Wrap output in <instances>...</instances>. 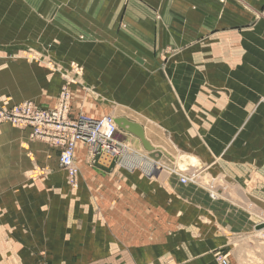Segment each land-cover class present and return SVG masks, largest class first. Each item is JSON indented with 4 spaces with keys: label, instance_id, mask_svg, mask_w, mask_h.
Here are the masks:
<instances>
[{
    "label": "crops",
    "instance_id": "0c3cea01",
    "mask_svg": "<svg viewBox=\"0 0 264 264\" xmlns=\"http://www.w3.org/2000/svg\"><path fill=\"white\" fill-rule=\"evenodd\" d=\"M28 48L81 66L90 91L69 85L70 116L136 121L177 163L229 185L254 172L264 201V0H0V94L53 108L61 79ZM25 133L0 127V264H217V219L243 226L173 177L110 178L98 164L79 194L63 178L26 180Z\"/></svg>",
    "mask_w": 264,
    "mask_h": 264
},
{
    "label": "rangeland",
    "instance_id": "374dc122",
    "mask_svg": "<svg viewBox=\"0 0 264 264\" xmlns=\"http://www.w3.org/2000/svg\"><path fill=\"white\" fill-rule=\"evenodd\" d=\"M26 50L27 51L25 53L27 61H30L29 58L32 60H38L47 69L56 71L61 79L60 89L53 108L58 105L60 98L65 95L64 99L68 106V116L70 118H76L79 116L80 114L76 117L69 115L70 104L72 101L71 97H73L69 85H77L81 87L84 92L90 91L89 87L84 85L83 81L81 80V66L75 62L69 63L68 66H64L61 62L57 63L48 56L47 50H45L46 52H44V50L39 52L34 48H28ZM3 97L4 96L0 94V103L3 106L29 103L42 110L53 109L42 108L32 101L8 104L4 101V99L7 100V98ZM262 101H264V97L262 98ZM106 115L110 116L109 113ZM112 115L114 114L112 113ZM102 117L103 116L100 118ZM5 125L11 128L13 127L18 130H22L24 133L26 132L25 141L20 144V148L24 150L26 165L29 166L25 170L26 180L32 181L38 179L41 182H44V180L50 176L54 178H63L67 184V190L73 194H79L82 192V187L79 185V178H81L83 174L85 175L84 171L87 172L89 167L91 171L95 170L94 167H97L98 164L102 167V172L99 170V173L101 172L102 176L104 175L105 177L110 178H118V173L122 170L126 171L127 173H138L141 177L149 176L158 178L160 180L173 177L180 184H191L185 186H193V188L200 189L202 202H204L207 206L212 201L210 204L213 205L214 208H220V213H222V211L224 212L225 210L237 209L239 219L244 218V223L241 221L243 226L239 227V230L235 231H230L228 229V227H231L229 224L226 222L222 223L221 220V222H219V219H217V227L219 230L217 237L219 238L218 240H220V243H218L216 249L210 251L215 263L221 264L220 259H227V264H264V201L256 200L255 198L256 190L258 188H262L263 185L257 184V181L255 180L259 177H256L254 172L244 180V185L241 186V188L239 186L229 185V183L225 182L223 178L210 179L201 173V170L189 168L187 165H184V163H177V158L171 155L168 151V155L171 158L166 156L161 150L158 151H160V153H162L165 158L162 156V154L153 155L150 153L152 151H146L142 145L139 149H135L131 142H128L125 137H122V134L124 135V133L120 132L121 130H118L116 131L115 141L119 145L120 150L118 154L113 156L106 152H100L97 144L95 145L82 141H77L75 143L73 148V162L77 167V186L73 188L68 181L66 170L59 165V151L57 148L49 145L44 140H41V138L31 137L30 128L16 126L11 122L0 123V127ZM30 142L33 144L37 143L39 145L37 146L39 147V150L36 151V149L33 151L30 147ZM138 142L140 141L138 140ZM77 144H81L82 148L76 150ZM161 148L166 150L163 147ZM37 152L39 155L36 154ZM166 157L168 158V161H166ZM161 160H165L168 167L163 168L160 165ZM37 162H43L45 164L43 166H38L36 164ZM120 166L122 167L118 168ZM182 177L186 179L184 182L180 180ZM232 198H237V201ZM226 214L228 213L226 212ZM135 218V223L138 227L146 226V221H149L148 225L151 223L150 219L144 217ZM131 220H133L132 217ZM199 220H203L205 224L215 225V221L211 219L210 222H208L207 217H202ZM203 221L201 222L202 224ZM184 223L186 224L187 221L185 220ZM189 223H191L190 218L187 224ZM232 224L234 226L235 223L232 222ZM42 252H44V250H42ZM44 256L45 254L41 255V258L38 261L39 264H48Z\"/></svg>",
    "mask_w": 264,
    "mask_h": 264
},
{
    "label": "built area",
    "instance_id": "2783aa9c",
    "mask_svg": "<svg viewBox=\"0 0 264 264\" xmlns=\"http://www.w3.org/2000/svg\"><path fill=\"white\" fill-rule=\"evenodd\" d=\"M62 93V92H61ZM64 95V94H63ZM65 95L60 98L58 105L53 109H40L33 104L21 103L10 108L0 103V123L11 122L20 127L30 128V136L41 138L49 145L59 151V165L66 170L70 185L77 186V169L73 166L72 149L77 141L90 144H97L100 152L116 155L120 147L113 140L115 126L107 117L108 127L104 131L102 124H97L93 129H89L90 121L86 118H70L68 108L65 103ZM119 147V148H118ZM185 181V178H181ZM221 264H225L224 259H220Z\"/></svg>",
    "mask_w": 264,
    "mask_h": 264
},
{
    "label": "bare ground",
    "instance_id": "6f19581e",
    "mask_svg": "<svg viewBox=\"0 0 264 264\" xmlns=\"http://www.w3.org/2000/svg\"><path fill=\"white\" fill-rule=\"evenodd\" d=\"M12 106V105H11ZM11 106H5V108H10ZM66 106H67V104H66ZM67 108H68V106H67ZM110 116H108V115H106V116H103L102 118H93V117H88V116H85V115H79V116H77L76 117V119L77 118H80V117H83V118H86L87 120H89L91 123H90V125L88 126V128L89 129H93L94 128V126L95 125H97V124H102L103 126H104V131H106L107 130V127H108V121H107V117H110L109 119L111 120V123L113 124V126H115V130H114V132H113V135H112V137H113V140L115 139V136H116V131H118L119 129H121L118 125H117V123L115 122V118L117 117V116H114V115H112V114H109ZM121 117H124V116H121ZM124 118H126V117H124ZM127 120H129L130 121V119H128V118H126ZM133 121V120H132ZM142 127H143V125H141ZM121 130H124V129H121ZM143 130H144V127H143ZM126 131V130H125ZM146 132H144V135H145V138L147 139V138H150L149 137V134L147 133V134H145ZM80 142V141H79ZM149 142V141H148ZM86 143V142H85ZM150 143V142H149ZM96 145V144H95ZM142 145V144H141ZM150 145L154 148L153 150H161L162 152H164L163 151V149L161 148V147H156V146H154V145H152L151 143H150ZM143 147V146H142ZM73 148H74V146H73ZM144 148V147H143ZM146 150V149H145ZM152 150V151H153ZM147 151V150H146ZM164 154H165V152H164ZM166 155V154H165ZM72 156H73V149H72ZM167 156V155H166ZM168 157H170L169 155H168ZM181 164V163H180ZM61 166V165H60ZM73 166H74V168L76 167L75 166V164H74V162H73ZM61 167H63V166H61ZM64 168V167H63ZM76 169H77V167H76ZM183 182V181H182ZM225 261H226V263L225 264H227V259H224Z\"/></svg>",
    "mask_w": 264,
    "mask_h": 264
},
{
    "label": "water",
    "instance_id": "95a60500",
    "mask_svg": "<svg viewBox=\"0 0 264 264\" xmlns=\"http://www.w3.org/2000/svg\"><path fill=\"white\" fill-rule=\"evenodd\" d=\"M115 122L117 123V125L121 129H124L127 132H129V133L135 135L136 137H138L140 142H141V144H142V146L144 147V149H146L147 151H152L154 149L150 145L148 140L145 138L143 127L140 124H138L136 122L129 121L126 118L121 117V116H117L115 118ZM166 155L168 156V154H166Z\"/></svg>",
    "mask_w": 264,
    "mask_h": 264
}]
</instances>
